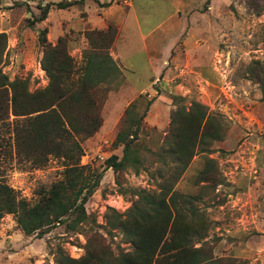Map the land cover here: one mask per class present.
<instances>
[{
	"label": "rangeland",
	"instance_id": "1",
	"mask_svg": "<svg viewBox=\"0 0 264 264\" xmlns=\"http://www.w3.org/2000/svg\"><path fill=\"white\" fill-rule=\"evenodd\" d=\"M59 1L71 5H51L46 17L36 21L41 5ZM258 3L260 14L249 11L246 0H0V32L7 36L0 69L10 80L26 79L29 90L47 83L40 66L39 30L46 29L51 43L66 36L78 66L87 46L85 30L108 25L117 30L109 52L112 57L119 52L120 79L95 90L102 123L82 141L80 158L81 164L101 172L85 210L113 252L131 246L119 230L106 233L107 208L125 211L135 198L129 189L156 193L162 180L158 165L138 173L126 168L121 186L127 191L119 193L115 173L104 161L111 154L121 156L122 146H114L113 140L124 110L132 101L143 108L150 100L144 143L156 149L175 108L172 98L182 96L187 106L191 101L205 105L223 133L198 147L174 190L206 219L201 242L208 243L215 258L227 264H264V99L253 64L259 61L264 76V0ZM206 158L213 160L216 177L198 182ZM62 173L57 157L41 167L19 161L12 152L10 125L0 122V180L18 197L34 204ZM85 243L84 232L68 231L62 224L37 237L24 234L13 214L0 218V264H55L58 248L78 258Z\"/></svg>",
	"mask_w": 264,
	"mask_h": 264
},
{
	"label": "trees",
	"instance_id": "2",
	"mask_svg": "<svg viewBox=\"0 0 264 264\" xmlns=\"http://www.w3.org/2000/svg\"><path fill=\"white\" fill-rule=\"evenodd\" d=\"M246 3L249 11L261 13L263 6L258 0H246ZM51 5L65 8L71 3L46 2L39 7L36 21L46 17ZM116 34L112 25L85 30L87 46L82 50V64L78 66L68 52L66 36H59L51 43L46 29L39 30L40 66L47 77L43 87L29 90L26 79L10 80L0 69V122L10 125L13 154L34 167L45 165L51 156L60 158L63 165L62 178L42 190L32 205L0 180V218L3 214H13L24 234L36 233L37 237L57 224L71 232H84L83 255L73 258L58 248L55 264H227L213 256L206 241L201 242L206 219L187 206L185 197L174 190L198 147L220 139L223 133L218 118L198 101L187 106L184 97L173 96L175 108L170 114L169 127L157 140L156 149L144 143L148 128L143 125V119L150 100L143 108L139 107V101H132L124 110L123 123L113 140L114 146H122L121 156L111 154L104 161L105 167H111L115 173L119 193L127 191L121 186V174L126 168L138 173L158 165L162 178L156 193L129 189L135 198L125 211L107 208L106 233L119 230L131 246L129 250L113 252L95 229L94 217L85 210L101 172L80 163L84 153L81 143L102 123L95 90L120 79V68L109 52ZM6 45L7 36L0 32V63ZM253 64L255 81L264 99L263 68L257 60ZM166 170L169 174L165 176ZM216 173L213 160L206 158L198 182L215 179ZM196 243L199 245L195 246Z\"/></svg>",
	"mask_w": 264,
	"mask_h": 264
},
{
	"label": "crops",
	"instance_id": "3",
	"mask_svg": "<svg viewBox=\"0 0 264 264\" xmlns=\"http://www.w3.org/2000/svg\"><path fill=\"white\" fill-rule=\"evenodd\" d=\"M120 32H121V29L118 31V36L117 37H120ZM119 39V38H118ZM49 41V40H48ZM117 41V40H116ZM113 59L116 61V60H118V62L120 63V64H122V62L120 61V55H119V52H118V54L116 53V55H114V57H113ZM119 63H117L118 64V66L120 67V64ZM122 68V67H121ZM120 68V69H121Z\"/></svg>",
	"mask_w": 264,
	"mask_h": 264
}]
</instances>
